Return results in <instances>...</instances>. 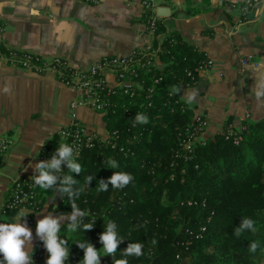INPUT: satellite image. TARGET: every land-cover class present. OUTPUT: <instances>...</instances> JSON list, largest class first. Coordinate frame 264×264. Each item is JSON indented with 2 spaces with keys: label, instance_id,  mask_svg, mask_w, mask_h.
<instances>
[{
  "label": "trees",
  "instance_id": "1",
  "mask_svg": "<svg viewBox=\"0 0 264 264\" xmlns=\"http://www.w3.org/2000/svg\"><path fill=\"white\" fill-rule=\"evenodd\" d=\"M156 33V30L155 32ZM166 35L154 47L159 64L137 54L148 65L136 68L132 83L107 93L101 120L106 138L98 136L83 145L74 157L79 174L66 164L56 175L71 174L79 195L70 198L54 189L35 186L39 206L55 197L57 213H71L73 202L84 212L68 246L76 264L84 250L75 243L90 242L102 248L100 235L114 222L119 244L113 259L128 264H260L264 261V118L245 119L233 126V134L215 133L185 147L194 129V106L179 98L174 89L194 84L197 68L207 56ZM134 58V57H133ZM67 72L69 69H66ZM148 123H136L137 114ZM202 115V114H199ZM203 116V115H202ZM109 159L118 165L111 168ZM114 172L130 174L122 189L98 190ZM93 177L90 184L87 178ZM244 219L253 221L237 237L234 229ZM94 227L84 231V225ZM67 224L60 239H66ZM155 241V243H153ZM256 251L250 252L252 242ZM129 243L144 245L140 257H125ZM102 256L100 264H113Z\"/></svg>",
  "mask_w": 264,
  "mask_h": 264
},
{
  "label": "crops",
  "instance_id": "2",
  "mask_svg": "<svg viewBox=\"0 0 264 264\" xmlns=\"http://www.w3.org/2000/svg\"><path fill=\"white\" fill-rule=\"evenodd\" d=\"M263 1L244 6L245 0H153L157 29L152 35L145 29L142 0H0L1 38L8 49L44 61L58 57L70 67L86 69L101 56H126L172 35L173 42L193 46L212 62L193 85L175 92L186 102L193 96L189 103L208 119L204 135L210 137L228 124L238 126L245 113L247 119L264 118V105L258 108L249 94L256 75L252 66H264ZM244 58L247 62L242 63ZM154 62L159 64L157 56ZM105 77L111 85L110 74ZM81 95L49 69L35 72L0 58V136L10 141L0 160V204L13 179L36 174L34 156L71 114L92 137L106 136L101 113L84 106ZM72 101L79 104L71 108ZM53 205L56 209L55 197L33 213L0 215V223L26 220L32 250L42 242L37 221L60 215ZM65 223L70 221H60L61 226Z\"/></svg>",
  "mask_w": 264,
  "mask_h": 264
},
{
  "label": "built area",
  "instance_id": "3",
  "mask_svg": "<svg viewBox=\"0 0 264 264\" xmlns=\"http://www.w3.org/2000/svg\"><path fill=\"white\" fill-rule=\"evenodd\" d=\"M261 1L262 0H245L244 6H251ZM141 3L142 9L145 13V29L150 34L154 35V32L157 29V22L156 17L153 14V0H142ZM1 31L2 26L0 25V33ZM157 50L158 49H154L151 44H146L140 48L132 50L126 56H102L86 69L70 67L63 59L58 57H53L48 61H44L35 54L7 50L6 48L3 50L0 48V58L19 68L35 72H40L44 69L53 71L57 79L64 84L80 87L84 91V104L90 109L101 113L108 103L107 93L114 92V89H122L125 91L126 87L132 83L131 76L134 74L135 69L144 68L148 65V60L146 62H140L135 56L137 54L146 56L152 61L154 60V57H156L155 51ZM245 61H247V58L243 59V62ZM210 63L211 61L207 58L197 70L199 71L208 67ZM66 69H69L68 72ZM105 70H109L113 73L116 81L114 86H108L106 84L103 76ZM77 104L78 102L73 101L70 103V107L73 108ZM247 118L248 114H245L240 120L239 125H241V122ZM194 119L196 120V125L191 133L188 134L187 140H189L193 133L199 129V125L204 124V117L202 115L197 114L194 116ZM232 127L233 126L230 124L226 125V128L224 127L225 132L227 134H233ZM93 137L86 132L84 124L78 121L74 117V114H71L70 120L55 131L54 136L42 145L34 158L37 162L50 161L60 143H67L71 146L73 148L74 157H76L79 155L82 146L86 145ZM105 138L106 136L101 138V140ZM9 146L10 141L5 137L0 136V159L6 155ZM35 175H39V173H36ZM30 177L31 176L17 177L11 181L7 197L0 206L1 214L20 210V208H28L30 210H36L38 208L39 200L37 199V192L34 188L36 185L29 179ZM48 255L49 254L44 248L43 243H40L34 250L32 256L34 264H45ZM2 258L3 257L0 256V259ZM66 264H76L75 260L72 258L71 252Z\"/></svg>",
  "mask_w": 264,
  "mask_h": 264
},
{
  "label": "clouds",
  "instance_id": "4",
  "mask_svg": "<svg viewBox=\"0 0 264 264\" xmlns=\"http://www.w3.org/2000/svg\"><path fill=\"white\" fill-rule=\"evenodd\" d=\"M255 71V83L249 93L253 96L257 107L264 105V66H252ZM175 92H179V89H174ZM189 102L193 99V96H189ZM136 123L145 124L148 123V118L142 114H137L133 126ZM67 165L69 173L79 174L82 171L81 165L74 159L73 148L67 143H60L56 152L52 155L50 161H40L33 167L34 173L39 175H33L29 179L43 190L54 189L59 194H68L70 198L79 195V191L73 190V185L78 181L73 179L71 174L60 177L56 175L62 171L61 164ZM108 164L111 168H116L118 165L114 160L109 159ZM31 166V165H30ZM93 177L87 178V183L90 184ZM133 177L124 172H114L111 178L107 181H98V190L107 191L108 186L111 185L113 189H122L127 186ZM84 212L73 202L72 212L60 213L57 218H53L52 214L44 216L43 219L37 221L36 235L43 242L44 248L48 252V259L45 264H66L69 260L70 248L68 241L59 238V232L61 228V220H69L70 223L67 227L70 231L75 232L80 224L78 218L83 217ZM22 218L26 216L23 212L20 213ZM94 227V223L84 225V231L88 232ZM245 229H253V221L251 219H244L240 227L234 229V235L239 237ZM23 237V239H21ZM123 241L118 237L116 231V225L114 222H109L107 227L104 228L103 233L100 235V242L102 248L97 250L90 242L75 243L80 249L84 250V256L79 264H100V258L102 256H111L112 259L117 252L119 244ZM155 243V241H153ZM257 242H252L249 251L255 252L258 247ZM32 247V232L27 227L26 220L14 223H0V264H34L32 256L34 251H31ZM144 245L142 243H129L128 247L122 252L125 257L135 256L140 257L143 255L142 249ZM113 264H128L126 259H113Z\"/></svg>",
  "mask_w": 264,
  "mask_h": 264
},
{
  "label": "rangeland",
  "instance_id": "5",
  "mask_svg": "<svg viewBox=\"0 0 264 264\" xmlns=\"http://www.w3.org/2000/svg\"><path fill=\"white\" fill-rule=\"evenodd\" d=\"M0 25L2 26V31H1V33H0V48L3 50V49H5L6 47L2 44V38H1V35H2V32L4 31V28H3V25H2V23L0 22ZM166 35H164V36H162L161 38H160V40H162V38L163 37H165ZM152 45V44H151ZM154 49H157V47H153ZM7 50H15V49H11V48H6ZM137 49V48H136ZM15 51H18V50H15ZM32 54V53H31ZM104 56H108V55H104ZM113 56H120V55H113ZM102 57V56H101ZM100 57V58H101ZM99 59V58H98ZM97 59V60H98ZM50 60V59H49ZM154 60H155V57H154ZM48 61V60H47ZM211 61V60H210ZM95 62V61H94ZM93 62V63H94ZM242 63H245V62H247V61H245V62H243V60L241 61ZM212 63V62H211ZM211 63H210V65L208 66V67H205V68H203V69H201V70H199L198 71V73L199 72H201V71H205V70H208L209 68H210V66H211ZM106 74H110V76L112 77V83H111V85H109L108 83H107V80H106ZM103 76H104V79H105V82H106V84L108 85V86H114V84L116 83V81H115V78H114V75H113V73L111 72V71H109V70H105L104 71V73H103ZM71 87H73V88H78V89H80L81 91H82V95H81V97H80V99H81V103L84 105V106H86L85 104H84V91L80 88V87H77V86H71ZM73 102V101H72ZM74 102H78V104H79V101H74ZM71 103V102H70ZM87 107V106H86ZM87 108H89V107H87ZM194 114L195 115H197V114H199V113H196V111H194ZM246 114V113H245ZM244 114V115H245ZM204 117V116H203ZM243 117H241V119H242ZM240 119V120H241ZM207 125H208V119L206 118V117H204V124L203 125H199V129L198 130H196L194 133H193V135L191 136V138L189 139V140H187L184 144H185V147H187V146H189V145H191L193 142H202L203 141V139H205V138H207V136L205 137V135H204V129L207 127ZM223 133L224 131H223V129H221L220 131H218L217 133ZM100 139H101V137H99ZM35 159V158H34ZM1 160V159H0ZM19 177H25V175L24 176H19ZM9 187H10V184H9V186H8V188H7V191H6V194H5V197L3 198V201H4V199L7 197V193H8V190H9ZM2 201V202H3ZM44 203H46V201L45 202H43V204ZM2 204V203H1ZM1 204H0V206H1ZM42 204V205H43ZM42 205L41 206H38V208L36 209V210H30V209H28V208H26V209H24V208H20V210H16V211H11L10 213H6V214H1V212H0V215H4V216H6V215H10V214H12V213H16V212H19V211H27V212H31V213H33V212H36V211H38L41 207H42ZM53 208H54V205H53ZM53 210H57V207H56V209L54 208ZM32 222V221H31ZM67 237L68 238H66L67 239V241H68V244L70 245L71 243H72V240H73V234H72V232L69 230V232L67 233ZM40 243H43V242H40ZM40 243H37V244H35L34 245V247L32 248V250L31 251H34L37 247H38V245L40 244ZM260 264H264V261H262Z\"/></svg>",
  "mask_w": 264,
  "mask_h": 264
},
{
  "label": "water",
  "instance_id": "6",
  "mask_svg": "<svg viewBox=\"0 0 264 264\" xmlns=\"http://www.w3.org/2000/svg\"><path fill=\"white\" fill-rule=\"evenodd\" d=\"M263 6H264V1H263Z\"/></svg>",
  "mask_w": 264,
  "mask_h": 264
}]
</instances>
